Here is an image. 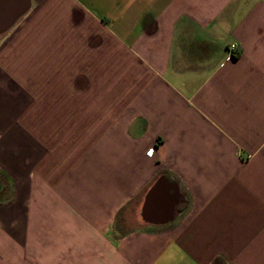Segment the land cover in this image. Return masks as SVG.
Returning <instances> with one entry per match:
<instances>
[{
    "label": "crops",
    "instance_id": "crops-1",
    "mask_svg": "<svg viewBox=\"0 0 264 264\" xmlns=\"http://www.w3.org/2000/svg\"><path fill=\"white\" fill-rule=\"evenodd\" d=\"M0 264H264V0H0Z\"/></svg>",
    "mask_w": 264,
    "mask_h": 264
},
{
    "label": "built area",
    "instance_id": "built-area-1",
    "mask_svg": "<svg viewBox=\"0 0 264 264\" xmlns=\"http://www.w3.org/2000/svg\"><path fill=\"white\" fill-rule=\"evenodd\" d=\"M232 48V47H231ZM152 152V149L150 148V149H148L147 151H146V154H150Z\"/></svg>",
    "mask_w": 264,
    "mask_h": 264
}]
</instances>
